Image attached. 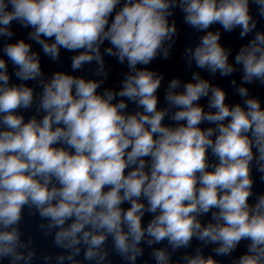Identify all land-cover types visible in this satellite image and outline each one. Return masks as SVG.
Masks as SVG:
<instances>
[{
	"label": "clouds",
	"instance_id": "9594fccd",
	"mask_svg": "<svg viewBox=\"0 0 264 264\" xmlns=\"http://www.w3.org/2000/svg\"><path fill=\"white\" fill-rule=\"evenodd\" d=\"M253 5L264 19V0H0V264L37 260L25 208L59 250L42 264H138L146 250L155 264H264V101L246 86H264ZM177 9L202 33L186 66L241 72L230 83L242 103L194 71L171 79L158 107L164 75L148 66L170 58ZM214 25L251 37L234 62ZM28 41L53 62L74 53L72 71L46 75ZM105 56L128 69L119 90L103 87ZM93 63L99 79L75 74Z\"/></svg>",
	"mask_w": 264,
	"mask_h": 264
}]
</instances>
